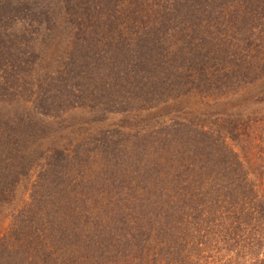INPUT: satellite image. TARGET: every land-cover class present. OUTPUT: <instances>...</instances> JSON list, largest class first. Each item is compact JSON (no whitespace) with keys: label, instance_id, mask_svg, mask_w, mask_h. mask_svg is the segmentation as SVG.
<instances>
[{"label":"rangeland","instance_id":"374dc122","mask_svg":"<svg viewBox=\"0 0 264 264\" xmlns=\"http://www.w3.org/2000/svg\"><path fill=\"white\" fill-rule=\"evenodd\" d=\"M7 1L0 33L22 66L10 78L0 68V239L14 238V215L48 185L62 202L87 198L79 233L110 218L168 229L173 207L175 234L195 242L184 264H247L223 237L249 229L264 189V0ZM70 59L83 74L68 75ZM56 150L67 163L47 179ZM79 247L72 255L86 260Z\"/></svg>","mask_w":264,"mask_h":264},{"label":"trees","instance_id":"16d2710c","mask_svg":"<svg viewBox=\"0 0 264 264\" xmlns=\"http://www.w3.org/2000/svg\"><path fill=\"white\" fill-rule=\"evenodd\" d=\"M10 8L9 1H1V27L2 24L9 23L7 15L9 14L8 11ZM5 12H7L6 15ZM1 36L0 68H7V78H10L19 71L18 69H21L22 65L20 63L16 65L11 60H19V53L16 50L8 53L4 48L5 45H11V42L14 41L10 38V33L6 32ZM71 61L72 59L66 64L68 75H73L70 71L73 73L76 69L83 74L84 69H81L82 65L77 68V64ZM40 101L44 102L43 112L50 113L53 107V99L42 96ZM0 138L2 139L1 136ZM47 162V167L41 171V176L48 174L47 179L52 180L60 178L62 167L67 163L63 159L62 152L56 150L49 155ZM2 187L3 180L0 178V198L2 197ZM48 187L47 185L45 190L38 188L36 185L31 192V201L29 204L14 215L17 219L16 222H18L11 233L14 234V238L12 240L4 237L0 239V264H38V262H41V264H184L183 259L179 258L183 248L185 245L186 247L189 246V243H191V247L195 246L193 245L195 242H190V240L185 241L186 238L178 237L175 234V229L182 222H179L173 207L166 210L163 218V222L168 229L164 227L154 228L153 220H148L144 224L141 219H138L134 224H130L129 219H120L119 222H115V218H110L105 225L103 224L96 228L94 232L79 233L75 228V224L78 221L81 223L87 220L82 221L83 211L86 207L84 203L88 202L87 198L85 202L82 199H78L77 203L72 201L62 202L63 189L51 190ZM37 191H40L42 196L45 197L37 198ZM47 191L48 196L45 195ZM56 194L61 195L56 197ZM50 197L54 198L50 199ZM47 202H50L55 211L47 209ZM251 209L252 211H256L257 215L254 217L255 220L250 217H247L248 219L245 220L249 225V229H243L241 235L238 237L231 236L230 233L226 238L225 236L223 237V241L226 249L232 250L234 253H249L251 257L247 264H264V254H258L263 244L262 237H264V189L260 198ZM112 210H115L114 205L106 208L105 212L108 213L110 211L112 214ZM57 211L61 215L70 214L72 217L70 226L67 225V222L62 217L58 218L57 215L59 214H56ZM33 223H38L40 227L44 226L45 238L39 239V234L35 232V229L31 228ZM94 223L95 225L99 224L98 221H94ZM25 225L28 227V231L24 230ZM151 228H154L157 235H159V246L153 250V254L149 255L146 252L144 253L142 247L145 245V241H147L149 235H151ZM20 239L24 241L19 242ZM253 242L256 243V246L259 245L256 247V251ZM78 246L82 249L81 254H84L79 256H83L86 260L76 258L72 255L73 248H77ZM70 247L72 249H69ZM32 248L33 250H31Z\"/></svg>","mask_w":264,"mask_h":264}]
</instances>
